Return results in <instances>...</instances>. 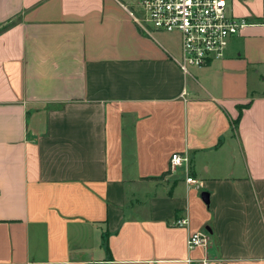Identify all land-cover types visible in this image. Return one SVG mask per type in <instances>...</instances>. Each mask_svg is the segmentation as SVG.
<instances>
[{
  "label": "crops",
  "instance_id": "crops-1",
  "mask_svg": "<svg viewBox=\"0 0 264 264\" xmlns=\"http://www.w3.org/2000/svg\"><path fill=\"white\" fill-rule=\"evenodd\" d=\"M141 1L0 0V264H264V0L187 76Z\"/></svg>",
  "mask_w": 264,
  "mask_h": 264
},
{
  "label": "built area",
  "instance_id": "built-area-1",
  "mask_svg": "<svg viewBox=\"0 0 264 264\" xmlns=\"http://www.w3.org/2000/svg\"><path fill=\"white\" fill-rule=\"evenodd\" d=\"M230 0H142L130 15L140 31L148 37L156 33L176 34L180 40V54L172 57L184 75L201 69L225 57L232 40L251 26L246 18L232 13ZM182 154L171 157L172 168L189 166ZM188 183L193 179L188 178ZM177 227L188 225L187 219L174 222ZM206 236L195 233L188 237L189 251L206 246ZM96 264V263H93ZM188 264H212L203 259Z\"/></svg>",
  "mask_w": 264,
  "mask_h": 264
},
{
  "label": "rangeland",
  "instance_id": "rangeland-1",
  "mask_svg": "<svg viewBox=\"0 0 264 264\" xmlns=\"http://www.w3.org/2000/svg\"><path fill=\"white\" fill-rule=\"evenodd\" d=\"M139 1V0H135ZM136 7L133 9V11H136ZM156 39L169 49H172L177 46L178 43V36L176 34H167V33H156L154 35Z\"/></svg>",
  "mask_w": 264,
  "mask_h": 264
}]
</instances>
